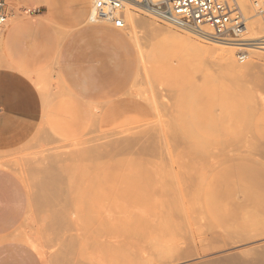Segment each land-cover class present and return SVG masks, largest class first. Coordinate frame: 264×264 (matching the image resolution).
<instances>
[{
  "label": "rangeland",
  "instance_id": "obj_1",
  "mask_svg": "<svg viewBox=\"0 0 264 264\" xmlns=\"http://www.w3.org/2000/svg\"><path fill=\"white\" fill-rule=\"evenodd\" d=\"M7 2L0 69L34 84L41 111L27 143L0 152V264H132L125 241L137 264H264V50H234L256 62L235 77L214 43L144 12L115 30L80 18L78 0ZM82 214H102L101 249L120 254L87 255Z\"/></svg>",
  "mask_w": 264,
  "mask_h": 264
},
{
  "label": "built area",
  "instance_id": "obj_2",
  "mask_svg": "<svg viewBox=\"0 0 264 264\" xmlns=\"http://www.w3.org/2000/svg\"><path fill=\"white\" fill-rule=\"evenodd\" d=\"M254 3V7L264 13V2ZM129 10L152 13L174 28L212 43H243L240 40L247 30V19L236 0H92L90 21L126 30L125 12ZM25 12L38 14L35 8L25 9ZM11 17L9 3L0 0V30L7 26ZM239 59L244 63L247 58L242 53Z\"/></svg>",
  "mask_w": 264,
  "mask_h": 264
},
{
  "label": "crops",
  "instance_id": "obj_3",
  "mask_svg": "<svg viewBox=\"0 0 264 264\" xmlns=\"http://www.w3.org/2000/svg\"><path fill=\"white\" fill-rule=\"evenodd\" d=\"M89 2L92 4V0H78L80 18H85L86 13L89 18L92 8L91 5L88 10ZM48 4L53 9L54 3ZM40 111L41 98L34 84L20 72L0 69V152L19 148L32 138L40 124ZM8 191L0 177V204ZM11 195L15 196V192Z\"/></svg>",
  "mask_w": 264,
  "mask_h": 264
},
{
  "label": "bare ground",
  "instance_id": "obj_4",
  "mask_svg": "<svg viewBox=\"0 0 264 264\" xmlns=\"http://www.w3.org/2000/svg\"><path fill=\"white\" fill-rule=\"evenodd\" d=\"M264 1V0H263ZM238 2H239V0H238ZM237 2V3H238ZM258 2L259 3H262V0H258ZM240 6H241V10H242V12H243V10H244V13H245V11L248 13V14H250V19H251V22H250V24L249 25H247V30H246V32L242 35V37L243 36H245V38L243 37V40H240V41H244V42H252V41H259V42H261V43H257V44H247V43H238V44H221V43H214L215 45H213V47H207L208 48V50H206L207 52H210V53H215V54H217V56H218V58H223L222 60L224 61V63H225V65L228 67V69H229V71L232 73L231 75L232 76H234L235 75V77H241V78H243V77H246L251 71H252V69L254 68V64L256 63L255 61V63L253 62V68H251V66L249 67H241V66H238L237 65V62L238 61H235V57H234V50H250V49H248V48H245V47H242V46H253V47H255V49L254 50H264V38L263 37H260L261 35H262V33L264 32V16H262V12H259L257 9H256V7H254L258 12H256V10H254V8L250 5V0H240ZM239 5V4H238ZM254 6H255V3L253 4ZM252 8H253V11L255 12V13H253V11H252ZM240 10V11H241ZM136 13V14H135ZM137 12H135V11H133V10H129V11H126L125 12V19H126V22L128 23V24H130L131 25V23H132V26H133V29H134V25L136 26V23L138 24V23H140V17H138L137 16ZM146 14H149V15H151V16H153L154 18H156V16L154 15V14H152V13H146ZM260 14H261V16H260ZM127 16V17H126ZM245 16V15H244ZM88 20H89V22H91L90 21V16H89V18H88ZM92 23V22H91ZM127 24V25H128ZM134 24V25H133ZM141 24H144V22H142V20H141ZM139 25V24H138ZM144 26H145V24H144ZM136 28V27H135ZM137 29V28H136ZM157 29V28H156ZM137 31V30H136ZM139 33V32H138ZM138 36V35H137ZM134 37H135V34H134ZM175 37V36H174ZM2 37H0V39H1ZM263 38V39H262ZM176 39H177V37H176ZM178 40V39H177ZM168 41V40H167ZM202 47V49L204 48V51H205V48L206 47H204V46H201ZM206 48V49H207ZM253 50V49H252ZM257 51L255 52V53H257ZM254 53V54H255ZM258 53H260L259 51H258ZM255 54V55H258V56H260V54ZM252 54H253V52H252ZM264 54V53H263ZM146 56V55H145ZM263 56V55H262ZM261 57V56H260ZM260 57H259V59H260ZM264 57V56H263ZM258 59V60H259ZM262 60V59H261ZM145 61V60H144ZM263 61H264V59H263ZM251 62V63H252ZM144 64L146 63V61L145 62H143ZM260 64V63H259ZM147 66L148 65H145V68H146V71H148V68H147ZM152 70V69H151ZM254 70V69H253ZM248 91V90H247ZM43 92V91H42ZM245 93H246V91H245ZM251 93V92H250ZM255 94V93H254ZM256 95V94H255ZM254 96H252V100H254V98H253ZM48 98V97H47ZM256 98V97H255ZM258 98V97H257ZM256 98V99H257ZM155 100V99H154ZM245 100V99H244ZM249 100H250V98H249ZM251 100V101H252ZM261 101H262V99H261ZM155 102H156V100H155ZM249 102V101H248ZM256 102V101H255ZM257 104V103H256ZM255 104V105H256ZM252 106V105H251ZM115 138V137H114ZM110 138H108V140H109ZM116 139V138H115ZM107 140V142H108V144H111V142L113 143L114 141H111L112 139H110L109 141ZM110 142V143H109ZM1 161V160H0ZM4 161V160H3ZM0 165H2L1 163H0ZM262 179V178H261ZM262 181H263V179H262ZM261 182V181H260ZM261 184V183H260ZM264 184V183H263ZM262 184V185H263ZM90 216H92L93 215V219L95 218V220H92V217H87V215H83L82 214V217H83V219H79L80 221H78V219H77V222H74V223H76L77 224V226L79 225V228H76V230H75V235L76 236H78V237H84V239L85 240H87L86 241V243H87V245H88V249H87V247L85 246V249H86V253H87V255L89 256V251H91L90 249H89V247L91 248L92 247V245L93 246H96V247H94V249H93V251L95 250V251H99V252H101V247H103V246H100L101 244H99V243H101V239H102V236L104 235L103 234V232L104 231H106V229H107V223H106V229L104 228V225H103V217H102V214H95V216L96 217H94V214H89ZM129 215V214H128ZM133 215V214H132ZM131 215V216H132ZM154 215V214H153ZM178 215H181L180 216V219L181 220H183V219H187V217L186 218H183V217H185V216H187V215H185V216H182V215H184V214H178ZM199 215L200 214H198V217H199ZM98 216V217H97ZM127 216V215H126ZM134 216H135V214H134ZM133 216V217H134ZM136 216H137V214H136ZM160 216H161V214H160ZM82 217H80V218H82ZM86 217H87V219H86ZM100 217H101V219L102 220H99V221H101L102 222V224H98V220H96L97 218L98 219H100ZM138 217V216H137ZM136 217V218H137ZM158 217H159V215H158ZM174 217V216H173ZM182 217V218H181ZM190 217V216H189ZM89 218V219H88ZM135 218V217H134ZM147 218V217H146ZM152 218V217H151ZM172 218V217H171ZM191 218V217H190ZM157 219V218H156ZM159 219V218H158ZM178 219V218H177ZM134 220V219H133ZM174 221H175V217H174V219H173ZM188 220V219H187ZM76 221V220H75ZM89 221V222H88ZM95 221V222H94ZM105 222H106V220H104ZM148 221V220H147ZM158 221H160V220H158ZM165 221H166V219H165ZM170 221H171V219H170ZM169 221V222H170ZM173 221V222H174ZM80 222V223H79ZM84 222H85V224H84ZM88 222V223H87ZM92 222H93V224H92ZM120 222V221H119ZM188 222V221H187ZM82 223H83V227H82ZM89 223H91L92 224V228H91V224H89ZM95 223H97L99 226L96 228L95 226L97 225V224H95ZM150 223V222H149ZM158 223V222H157ZM163 223H164V219H163ZM178 223V222H177ZM182 223H183V221H182ZM190 223H191V220H190ZM81 224V225H80ZM95 224V225H94ZM150 224H152V223H150ZM155 224V223H154ZM85 225H86V227H85ZM125 225H127V224H125ZM134 225V224H133ZM159 225V224H158ZM170 225H172V222H170ZM135 226V225H134ZM143 226V225H142ZM155 226H156V224H155ZM160 226V225H159ZM162 226V225H161ZM187 226V225H186ZM88 227H90V228H88ZM100 227L102 228V230L103 231H101V229H100ZM169 226H167L166 228H168ZM174 227H175V225H174ZM142 228V227H141ZM154 228V227H153ZM164 228V227H163ZM108 229L110 230L111 229V225L109 226L108 225ZM107 229V230H108ZM147 229H149V226H148V228ZM156 229V228H155ZM169 229H170V231H172L171 230V228L169 227ZM124 230V229H123ZM112 231H113V229H112ZM126 231H127V229H126ZM130 231V230H129ZM133 231V229H131V231H130V234H131V232ZM151 231V230H150ZM101 232H102V234H101ZM123 232V231H122ZM144 232V231H143ZM142 232V233H143ZM167 232H168V230H167ZM77 233V234H76ZM123 233H125V232H123ZM127 233V232H126ZM153 233V232H152ZM133 234H135V233H133ZM124 235V234H123ZM133 236H136V235H132V237ZM126 237H128V234H127V236ZM144 237V236H143ZM149 237V236H148ZM103 238H104V236H103ZM141 238H142V235H141ZM126 239V238H125ZM136 239V238H135ZM142 240H143V238H142ZM146 240V239H145ZM137 241V240H136ZM118 242H119V248H122L121 247V245H120V241L118 240ZM124 242V241H123ZM123 242H121V243H123ZM126 242H128V241H125V243ZM104 243H106V238H105V242ZM114 243V242H113ZM112 242H111V244H113ZM125 243H123L124 244V247H125ZM96 244H99V245H96ZM116 244V243H115ZM118 244V243H117ZM130 244H132V243H130ZM141 245H142V243H140ZM107 245V244H106ZM106 245H104V246H106ZM109 245H110V242H109ZM98 246H99V248L101 249H99L98 250ZM117 247H118V245H116ZM132 246V245H131ZM136 246H137V244H136ZM176 246V245H175ZM123 247V250L122 249H119L120 250V252H121V256L122 257H124V258H127V260H129V257H130V259H131V262H132V260L134 261L135 260V262L134 263H136L137 261H136V256L137 255H135L136 254V252L134 251V249H133V251H132V255H135V259H134V257L131 255V251H130V253L128 252V250H129V248H127V245H126V247L125 248H127V253H125V248ZM166 247V246H165ZM93 248V247H92ZM91 248V249H92ZM107 248H109L108 247V245H107ZM107 248L105 247V251H106V254H107V256H109L110 254L112 255V253L113 252H118L117 251V248H114V244H113V248L112 247H110L109 249H111V252L109 251V249L107 250ZM135 248H137V247H135ZM144 248V247H143ZM177 248V247H176ZM97 249V250H96ZM140 249V248H139ZM139 249H138V251H137V254H138V258H139V256H140V254H142L141 256H145L146 257V255L145 254H143L142 252H144V250L142 249V247H141V249H142V251H141V249H140V251H139ZM174 249H175V247H174ZM113 250V251H112ZM115 250V251H114ZM93 251H92V254H94L93 253ZM102 251H104V250H102ZM104 251V252H105ZM103 252V254H105ZM120 252H118L119 254H120ZM140 252V253H139ZM167 252H168V250H167ZM172 252H174V251H172ZM98 253V252H97ZM123 253H125L126 254V256H123V255H125V254H123ZM145 253V252H144ZM175 253V252H174ZM95 254H96V252H95ZM99 254V253H98ZM97 254V255H98ZM102 254V255H103ZM123 254V255H122ZM140 256V257H141ZM100 257V256H99ZM102 257V256H101ZM104 257V256H103ZM131 257H133V258H131ZM144 257V258H145ZM168 257V256H167ZM137 258V259H138ZM142 259V261H143V258H141ZM147 259H148V261H147ZM145 261H147V262H149V258H147ZM139 261V260H138ZM142 261H141V264H142ZM180 262V261H179ZM133 262H132V264H134ZM144 263V262H143ZM137 264V263H136ZM177 264H178V262H177Z\"/></svg>",
  "mask_w": 264,
  "mask_h": 264
}]
</instances>
